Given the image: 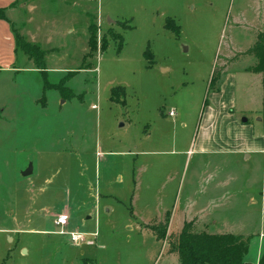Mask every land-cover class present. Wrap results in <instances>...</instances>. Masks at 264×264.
Masks as SVG:
<instances>
[{
	"label": "rangeland",
	"instance_id": "374dc122",
	"mask_svg": "<svg viewBox=\"0 0 264 264\" xmlns=\"http://www.w3.org/2000/svg\"><path fill=\"white\" fill-rule=\"evenodd\" d=\"M70 1L77 14L88 11V44L79 35L62 59L47 58L18 34L19 65L28 69L0 73V264H179L170 252L182 230L169 235L177 230L164 209L205 205L213 190L222 215L247 218L258 233L247 256L264 253V153L198 151L202 140L226 147L264 129L262 102L233 75L244 77V66L258 72L264 0ZM167 18L179 35L165 29ZM14 45L3 36L7 52ZM224 58L242 61L225 75ZM63 78L67 97L45 88ZM60 214L71 217L64 234ZM72 231L97 233L95 243L74 244Z\"/></svg>",
	"mask_w": 264,
	"mask_h": 264
},
{
	"label": "crops",
	"instance_id": "0c3cea01",
	"mask_svg": "<svg viewBox=\"0 0 264 264\" xmlns=\"http://www.w3.org/2000/svg\"><path fill=\"white\" fill-rule=\"evenodd\" d=\"M56 1L57 0H0V9H2L4 16L0 18V73L20 72L28 69L23 65H19V58L16 53L18 34L29 43L42 46V50L47 52V58L51 56L52 58L53 56L56 58L57 56H64V54H67L70 50H74L76 45L85 42V40L88 44V11H85L84 14H77L75 10L76 1H74L71 6L70 0H62V3H64L63 7L55 6L54 4ZM99 1L101 2V0ZM66 3H68V5ZM95 21H97L99 29L104 30V17L98 13ZM17 26L19 28H16ZM79 35H83L84 37V41L81 40L80 43H78ZM3 36L9 39L10 44L14 41L15 45L13 51L8 50L7 52V50L3 48ZM57 41H59L60 44L56 43ZM63 56L58 59H62ZM238 61L242 60L224 58L221 63L222 73L225 75L228 74L231 71L232 65L238 63ZM251 68L252 66H244L242 68L244 77H242L240 73L233 74L235 83L243 78L245 84H247L245 88L247 96L250 92L255 90L253 94L258 97V102H262L260 111L263 114V76L261 73L255 72ZM236 85L238 86V84ZM0 94L2 95L3 92H0ZM261 104L257 106L259 107ZM225 114L231 117L230 114H227V110ZM260 120L264 127V117ZM232 125L240 130L246 128V126H242L243 124H240L237 120H233ZM212 137L213 136H210L208 139H212ZM228 140L231 141L225 144L226 147L218 143H213L212 140H202L198 151L207 154H216L224 151L235 154L244 152L264 153V129L262 130V128L257 136L250 135L244 139L234 138V140L228 138ZM248 157L250 156L248 155ZM194 202L196 201L193 200L191 203L188 201L187 205L183 204L181 211L179 207H177L176 210H174V208L168 209L169 203H167L164 210L165 212L167 211V214L165 213L166 218L169 217L168 228L171 227L172 230L176 228L177 230L173 233L168 230L169 235L170 233L176 234L180 232L185 222H194L195 230L198 233L234 234L244 238H251L252 236L258 235V233H255L256 231L252 229L253 224L249 219L244 218L238 221H230L233 218H227L225 216V211L219 204L221 198L217 195L215 196V190L206 197L205 205L196 203L191 206ZM229 209V211L232 212V208ZM160 210H162V208H160ZM222 211H224L223 215L221 214ZM143 223L148 226L156 225L147 221H143ZM143 231L153 233L155 238L158 239L155 231L149 228H145ZM260 237L261 241H264V232H261ZM176 254L177 253H172L173 256H176ZM247 255L245 257V262L259 264L263 253L259 252L254 259Z\"/></svg>",
	"mask_w": 264,
	"mask_h": 264
},
{
	"label": "trees",
	"instance_id": "16d2710c",
	"mask_svg": "<svg viewBox=\"0 0 264 264\" xmlns=\"http://www.w3.org/2000/svg\"><path fill=\"white\" fill-rule=\"evenodd\" d=\"M3 16V11L0 9V18ZM165 29L172 31L173 33L180 34V26L176 24V21L172 18H167ZM94 33H96V27L92 26ZM22 44H25L29 48H35L40 53L39 45L32 44L24 41L21 37ZM92 42V40H90ZM93 43V42H92ZM18 44V43H17ZM94 47L96 42L93 43ZM107 45V40L104 41L103 47ZM93 47V48H94ZM122 47V40L121 45ZM254 53L259 59L256 70L263 74V91H264V35L260 34L258 37L257 45L254 49ZM145 55L153 60L154 56L149 49L146 50ZM46 65H39L41 72L46 73ZM69 75H72L69 74ZM67 78H63L58 84H47L45 88L54 89L60 91L63 96L71 94V90L66 87ZM112 99L117 102L121 101L120 97H125V89L121 86L115 87L112 90ZM67 97V96H66ZM124 102V101H123ZM263 107H264V93H263ZM168 223V222H167ZM168 226V224H167ZM159 239H166L167 230L161 232L159 228L153 229ZM177 245L173 247V251L170 253H177L179 256L180 264H251L245 262V257L249 251V238L242 236H236L234 234H208L198 233L195 230L194 222H185L182 231L177 237ZM259 264H264V253L259 261Z\"/></svg>",
	"mask_w": 264,
	"mask_h": 264
},
{
	"label": "built area",
	"instance_id": "2783aa9c",
	"mask_svg": "<svg viewBox=\"0 0 264 264\" xmlns=\"http://www.w3.org/2000/svg\"><path fill=\"white\" fill-rule=\"evenodd\" d=\"M95 1H99V0H95ZM170 115H174L173 110L170 111ZM70 218L71 217L68 214H60L57 216V218L55 220V225L60 229V231H59L60 233H62V234L66 233L65 228L68 226ZM92 235L96 239L97 233H93ZM95 239H90V238L88 239L86 235H83V233H80L79 231L70 232V240L74 244H82L85 242H88V244H94Z\"/></svg>",
	"mask_w": 264,
	"mask_h": 264
},
{
	"label": "water",
	"instance_id": "95a60500",
	"mask_svg": "<svg viewBox=\"0 0 264 264\" xmlns=\"http://www.w3.org/2000/svg\"><path fill=\"white\" fill-rule=\"evenodd\" d=\"M109 22H113L112 20L109 19ZM248 119L247 118H244L243 119V122H247ZM123 125V124H122ZM33 173V165L30 164L26 170L23 171V176L27 177V176H30L31 174ZM26 252V250H24Z\"/></svg>",
	"mask_w": 264,
	"mask_h": 264
}]
</instances>
